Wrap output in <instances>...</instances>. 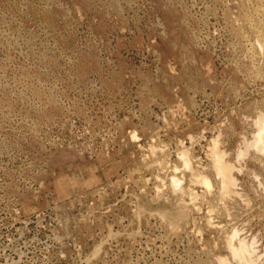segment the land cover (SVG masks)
Wrapping results in <instances>:
<instances>
[{
    "label": "rangeland",
    "instance_id": "1",
    "mask_svg": "<svg viewBox=\"0 0 264 264\" xmlns=\"http://www.w3.org/2000/svg\"><path fill=\"white\" fill-rule=\"evenodd\" d=\"M263 128L264 0H0V264H264Z\"/></svg>",
    "mask_w": 264,
    "mask_h": 264
},
{
    "label": "bare ground",
    "instance_id": "2",
    "mask_svg": "<svg viewBox=\"0 0 264 264\" xmlns=\"http://www.w3.org/2000/svg\"><path fill=\"white\" fill-rule=\"evenodd\" d=\"M263 129H264V128H263ZM263 129H261V130H263ZM261 130H260V133H259V134H261ZM258 136H259L258 139L260 140V139H261V135H258ZM259 140H258V141H259ZM259 142H261V141H259ZM213 152H214V151L212 150V154H213ZM214 154H218V153H214ZM216 156H217V155H215V157H216ZM216 160H217L218 164L221 162V160H220V156H219V155L217 156V159H216ZM215 164H216V162H215ZM220 164H221V163H220ZM220 164H219V166L221 167ZM216 166H217V165H216ZM217 167H218V166H217ZM215 168H216V167H215ZM217 169H218V168H217ZM217 169H216V170H217ZM219 169H220V168H219ZM219 171H220V170H219ZM221 172H222V171H221ZM217 173H219V172H217ZM219 174H221V173H219ZM221 176H223V175H221ZM173 178H174V177H173ZM175 180H176V178H175ZM223 180H224V178H223ZM227 180H228V179H227ZM176 181H177V180H176ZM229 181H230V179L228 180V183H229ZM231 181H232V180H231ZM172 182H173V180H172ZM177 182H178V181H177ZM177 182H176V183H177ZM176 183L174 184L175 186H177ZM178 183H179V182H178ZM230 183H231V182H230ZM230 183H229V184H230ZM171 185H172V184H171ZM174 185H172V187H173ZM227 185H228V184H227ZM175 186H174L173 188H175ZM222 186H225V185H222ZM225 187H226V186H225ZM222 189H223V188H222ZM224 190H225V189H224ZM223 193H224V192H223ZM234 236H235V235H234ZM230 238H231V237H230ZM240 243H241V242H240ZM241 244L244 245V242L242 241ZM241 244H240V246H241ZM239 249H240L241 252H242V248L240 247ZM245 249H246V248H245ZM228 250H229V249H228ZM240 250H239V251H240ZM234 251L236 252L235 249H234ZM234 251H233V252H234ZM237 251H238V250H237ZM235 254H236V253H235ZM247 254H248V253H247ZM243 260H244V259H243ZM247 262H248V261H247ZM245 263H246V262H245Z\"/></svg>",
    "mask_w": 264,
    "mask_h": 264
}]
</instances>
